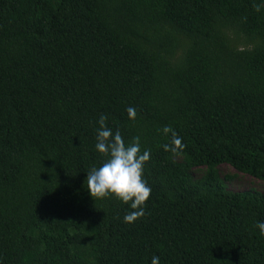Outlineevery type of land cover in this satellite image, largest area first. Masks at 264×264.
<instances>
[{
	"label": "trees",
	"instance_id": "1",
	"mask_svg": "<svg viewBox=\"0 0 264 264\" xmlns=\"http://www.w3.org/2000/svg\"><path fill=\"white\" fill-rule=\"evenodd\" d=\"M101 114L150 152L132 223L86 188ZM222 165L264 181V0H0V264H264Z\"/></svg>",
	"mask_w": 264,
	"mask_h": 264
},
{
	"label": "clouds",
	"instance_id": "2",
	"mask_svg": "<svg viewBox=\"0 0 264 264\" xmlns=\"http://www.w3.org/2000/svg\"><path fill=\"white\" fill-rule=\"evenodd\" d=\"M127 112L130 119L135 118V108L129 107ZM106 121L107 117L101 114L95 136V149L106 159L99 167H93L87 172L86 188L94 200L111 196L128 205L133 211L123 219L125 223H132L144 215V207L151 193L143 176L150 152H141L139 136L133 137L132 142L126 144L120 131L113 132ZM160 131L165 136L171 133L170 144L163 145L165 151L176 153L183 149L181 138L171 126H165ZM255 227L259 236L264 237V220L257 221ZM151 264H160V258L154 255Z\"/></svg>",
	"mask_w": 264,
	"mask_h": 264
},
{
	"label": "rangeland",
	"instance_id": "3",
	"mask_svg": "<svg viewBox=\"0 0 264 264\" xmlns=\"http://www.w3.org/2000/svg\"><path fill=\"white\" fill-rule=\"evenodd\" d=\"M204 171L195 168L192 174L195 177H200ZM220 172L226 181L228 188L234 192H264V181H261L247 173L238 172L230 165L220 166Z\"/></svg>",
	"mask_w": 264,
	"mask_h": 264
}]
</instances>
